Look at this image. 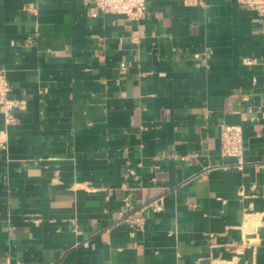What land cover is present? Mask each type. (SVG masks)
<instances>
[{"label": "crops", "instance_id": "1", "mask_svg": "<svg viewBox=\"0 0 264 264\" xmlns=\"http://www.w3.org/2000/svg\"><path fill=\"white\" fill-rule=\"evenodd\" d=\"M147 9L0 0V68L27 103L13 127L0 112V264H264V19Z\"/></svg>", "mask_w": 264, "mask_h": 264}, {"label": "built area", "instance_id": "2", "mask_svg": "<svg viewBox=\"0 0 264 264\" xmlns=\"http://www.w3.org/2000/svg\"><path fill=\"white\" fill-rule=\"evenodd\" d=\"M238 4L255 11L264 19V0H237ZM93 6L103 14L121 15L132 21H140L148 17L147 0H92ZM27 103L24 100H15L11 97V86L6 73L0 68V112L4 116L5 125L13 127L17 124L16 111H24ZM7 132L0 138L4 144L7 141ZM221 156L236 160V168L241 170L244 166V140L243 129L240 126H224L220 135ZM160 211V206H155Z\"/></svg>", "mask_w": 264, "mask_h": 264}]
</instances>
